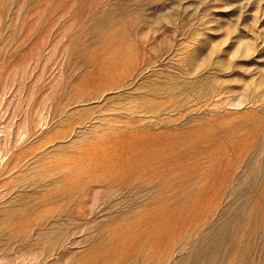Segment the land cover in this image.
<instances>
[{
    "label": "rangeland",
    "instance_id": "1",
    "mask_svg": "<svg viewBox=\"0 0 264 264\" xmlns=\"http://www.w3.org/2000/svg\"><path fill=\"white\" fill-rule=\"evenodd\" d=\"M0 141V264H264V0H0Z\"/></svg>",
    "mask_w": 264,
    "mask_h": 264
},
{
    "label": "bare ground",
    "instance_id": "2",
    "mask_svg": "<svg viewBox=\"0 0 264 264\" xmlns=\"http://www.w3.org/2000/svg\"><path fill=\"white\" fill-rule=\"evenodd\" d=\"M113 60V59H112ZM114 62V61H113ZM112 64V63H111ZM114 64V63H113ZM114 68V67H113ZM208 96V95H207ZM173 99V98H172ZM219 101V100H218ZM157 103V102H156ZM219 104V103H218ZM239 104V103H238ZM214 119V118H213ZM4 128V127H3ZM163 128V127H162ZM135 130V129H134ZM240 131V130H239ZM6 134V133H5ZM237 135V134H236ZM136 136V135H135ZM235 137V136H234ZM239 138H240V136H239ZM258 138V137H257ZM4 139V138H3ZM152 139V138H151ZM234 139V138H233ZM7 140V139H6ZM241 140H242V138H241ZM246 140V139H245ZM203 141V140H202ZM3 142H6V141H3ZM3 142H1L0 141V143H3ZM118 142V141H117ZM158 142V141H157ZM205 142H206V140H205ZM236 142V141H235ZM246 142V141H245ZM263 142V141H262ZM203 143V142H202ZM234 143V142H233ZM238 143V142H237ZM124 144V143H123ZM236 144V143H235ZM239 144H240V142H239ZM254 144V143H253ZM204 145V144H203ZM258 145V144H257ZM1 146V145H0ZM11 146H13L12 144L10 145V147ZM235 146V145H234ZM237 146V145H236ZM245 147H246V145H244ZM242 147V146H241ZM12 148V147H11ZM26 148V147H25ZM233 148V147H232ZM244 148V147H243ZM242 148V149H243ZM3 149V148H2ZM203 149V148H202ZM226 149V148H225ZM235 149H237L236 147H235ZM1 150V149H0ZM5 149H3L2 151H4ZM156 150V149H155ZM167 150V149H166ZM199 150V149H198ZM233 150V149H232ZM240 150H241V148H240ZM6 151V150H5ZM4 151V152H5ZM21 151V150H20ZM23 151V150H22ZM25 151V150H24ZM242 151H244V150H242ZM247 151V150H246ZM1 152V151H0ZM19 151H17L16 153H12V154H10L5 160H3L2 159V157L1 156H3V155H1L0 156V176L2 175V174H4V173H10V171H11V169H13L14 167H16L19 163H20V160L22 161V159H24V158H27L28 157V153H29V151L26 153V152H24L25 154L23 155V158L22 159H20V157H19V153H18ZM200 152V151H199ZM234 152V151H233ZM236 152V151H235ZM6 153V152H5ZM21 153V152H20ZM162 153V152H161ZM193 153V152H192ZM247 153V152H246ZM16 154H18V155H16ZM22 154H23V152H22ZM197 154H198V152H197ZM237 153H235L234 154V156L236 155ZM15 155V156H14ZM21 155V154H20ZM241 155V154H240ZM244 155V154H243ZM22 156V155H21ZM157 156V155H156ZM199 156V155H198ZM229 157H231V155L229 156ZM236 157H237V155H236ZM245 157H246V155H245ZM241 158V156L239 157V158H237L238 160ZM197 159V158H196ZM227 159V158H226ZM242 159H243V157H242ZM241 159V160H242ZM3 160V161H2ZM220 161V160H219ZM243 161V160H242ZM241 161V162H242ZM181 162V161H180ZM30 163V162H29ZM256 163V162H255ZM9 164H12V165H10L9 166ZM218 164V163H217ZM23 165V164H22ZM28 166V165H27ZM222 166H224V165H222ZM226 166V165H225ZM18 167V166H17ZM30 168H28V170H29ZM225 169V168H224ZM204 171V170H203ZM202 171V172H203ZM231 171V170H230ZM252 171V170H251ZM29 172V171H28ZM214 172V171H213ZM182 173V172H181ZM204 174V173H203ZM207 174V173H206ZM263 174H264V172H263ZM223 175V174H222ZM226 175V174H225ZM261 176V175H260ZM142 178V177H141ZM205 179V178H204ZM223 179V178H222ZM263 179V178H262ZM218 180V179H217ZM225 180V179H224ZM264 180V179H263ZM263 180H260V181H263ZM158 181V180H157ZM212 181V180H211ZM258 181V180H257ZM260 181H259V183H260ZM220 182H222V181H220ZM225 182H227V181H225ZM1 183V182H0ZM29 183H31V182H29ZM216 183V182H215ZM263 183V182H262ZM28 184V183H27ZM191 184V183H190ZM221 184V183H220ZM225 184V183H224ZM199 185V184H198ZM31 186V185H30ZM30 186H28V187H30ZM202 187V186H201ZM205 254V253H204Z\"/></svg>",
    "mask_w": 264,
    "mask_h": 264
},
{
    "label": "water",
    "instance_id": "3",
    "mask_svg": "<svg viewBox=\"0 0 264 264\" xmlns=\"http://www.w3.org/2000/svg\"><path fill=\"white\" fill-rule=\"evenodd\" d=\"M240 212V211H239ZM239 212L238 213H235L232 220H234V218L238 217L239 216ZM229 224V222H226V226ZM225 227V225L223 226ZM214 239L207 245L205 246L203 249L205 250L206 252V258H205V261L206 262H210L211 258H212V255L211 253H216L217 250H221V248L225 245H228L229 243H231L232 241V236L230 234H228L227 232L224 233L223 229L221 230H216L214 231ZM210 258V260H209ZM211 264V263H210ZM213 264H216V263H213Z\"/></svg>",
    "mask_w": 264,
    "mask_h": 264
}]
</instances>
